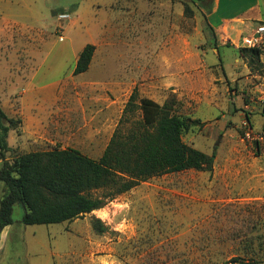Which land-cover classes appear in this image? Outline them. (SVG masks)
<instances>
[{
    "label": "rangeland",
    "instance_id": "obj_1",
    "mask_svg": "<svg viewBox=\"0 0 264 264\" xmlns=\"http://www.w3.org/2000/svg\"><path fill=\"white\" fill-rule=\"evenodd\" d=\"M214 2L0 0L1 108L22 122L9 134L13 147L25 109L36 121H27L22 152L75 148L99 159L136 93L137 105L176 100L183 116L204 124L183 141L213 157L212 172L155 177L115 197L105 221L95 211L28 226L16 205L0 264H264V50L254 62L241 53L260 24L249 34L212 32ZM86 45L95 46L92 63L74 75ZM5 194L0 182V202Z\"/></svg>",
    "mask_w": 264,
    "mask_h": 264
},
{
    "label": "trees",
    "instance_id": "obj_2",
    "mask_svg": "<svg viewBox=\"0 0 264 264\" xmlns=\"http://www.w3.org/2000/svg\"><path fill=\"white\" fill-rule=\"evenodd\" d=\"M94 53L93 45L83 48L74 75L89 70ZM241 53L254 62L260 61L263 50L244 48ZM136 101L137 94L133 93L99 159L75 148L19 152L9 159V134L22 122L10 118L0 102V182L6 191L0 202V237L6 227L14 224L16 205L25 210L23 225L71 223L103 209L115 197L149 179L189 170L212 172L213 157L183 141L186 132L203 123L183 116L173 98L163 105L147 98L141 99L139 105ZM138 110L141 118L134 119ZM97 192L100 195L95 196ZM92 226L98 234L106 230L99 219H93Z\"/></svg>",
    "mask_w": 264,
    "mask_h": 264
},
{
    "label": "crops",
    "instance_id": "obj_3",
    "mask_svg": "<svg viewBox=\"0 0 264 264\" xmlns=\"http://www.w3.org/2000/svg\"><path fill=\"white\" fill-rule=\"evenodd\" d=\"M234 2L241 3L242 0H215L213 5L209 4L208 11H206V17L210 21L211 25L215 28V31L217 33H236L239 30L242 34L246 32H248L249 34V30L254 24L259 25L261 23H264V4L261 0H250V2L245 0L243 2L244 7L240 8L237 11L233 10L230 13L222 11V7H224L225 5L228 6V4L230 5V3ZM212 17L216 18L212 20ZM25 111V109L22 110V118L24 125L22 127V133L17 141V145L13 147L11 144H9L12 150L18 149L20 152H22L24 149L23 143L28 139L26 135L27 121L28 123H30L31 121H36L34 119L31 120L30 118H28L29 115L28 113H25ZM11 229L12 226H8L2 231L0 237V251H2L1 247L3 238L7 233H10Z\"/></svg>",
    "mask_w": 264,
    "mask_h": 264
},
{
    "label": "built area",
    "instance_id": "obj_4",
    "mask_svg": "<svg viewBox=\"0 0 264 264\" xmlns=\"http://www.w3.org/2000/svg\"><path fill=\"white\" fill-rule=\"evenodd\" d=\"M60 20H68L70 16L61 15L59 17ZM243 45L245 48H259L264 50V23L259 25L256 30L250 34L247 38L243 40ZM247 138H251V134H246Z\"/></svg>",
    "mask_w": 264,
    "mask_h": 264
},
{
    "label": "clouds",
    "instance_id": "obj_5",
    "mask_svg": "<svg viewBox=\"0 0 264 264\" xmlns=\"http://www.w3.org/2000/svg\"><path fill=\"white\" fill-rule=\"evenodd\" d=\"M115 208L117 209H126L129 207L128 204H115L114 205ZM96 215L99 219H101L102 221L108 220V211L107 208L97 211ZM109 223H111V221H109ZM125 228L124 224H120L117 225L116 229L117 231H123ZM103 264H109L108 260H103ZM111 264H117V261L115 259H112Z\"/></svg>",
    "mask_w": 264,
    "mask_h": 264
}]
</instances>
